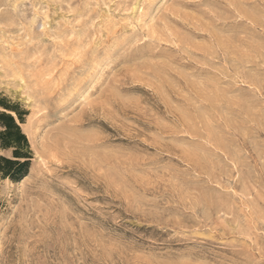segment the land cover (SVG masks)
Segmentation results:
<instances>
[{
    "label": "rangeland",
    "instance_id": "rangeland-1",
    "mask_svg": "<svg viewBox=\"0 0 264 264\" xmlns=\"http://www.w3.org/2000/svg\"><path fill=\"white\" fill-rule=\"evenodd\" d=\"M0 92V264H264V0H0Z\"/></svg>",
    "mask_w": 264,
    "mask_h": 264
},
{
    "label": "trees",
    "instance_id": "trees-1",
    "mask_svg": "<svg viewBox=\"0 0 264 264\" xmlns=\"http://www.w3.org/2000/svg\"><path fill=\"white\" fill-rule=\"evenodd\" d=\"M26 113L20 102L0 92V179L19 181L29 172L33 153L21 127Z\"/></svg>",
    "mask_w": 264,
    "mask_h": 264
},
{
    "label": "bare ground",
    "instance_id": "bare-ground-1",
    "mask_svg": "<svg viewBox=\"0 0 264 264\" xmlns=\"http://www.w3.org/2000/svg\"><path fill=\"white\" fill-rule=\"evenodd\" d=\"M22 180H23V179H22ZM22 180H21V181H22ZM21 181H20V182H21ZM23 181H24V180H23Z\"/></svg>",
    "mask_w": 264,
    "mask_h": 264
}]
</instances>
